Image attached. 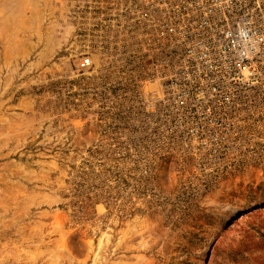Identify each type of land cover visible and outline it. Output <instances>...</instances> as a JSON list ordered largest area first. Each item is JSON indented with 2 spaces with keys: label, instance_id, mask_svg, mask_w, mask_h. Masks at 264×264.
<instances>
[{
  "label": "rangeland",
  "instance_id": "1",
  "mask_svg": "<svg viewBox=\"0 0 264 264\" xmlns=\"http://www.w3.org/2000/svg\"><path fill=\"white\" fill-rule=\"evenodd\" d=\"M131 4L0 0V264H264V109H163Z\"/></svg>",
  "mask_w": 264,
  "mask_h": 264
},
{
  "label": "built area",
  "instance_id": "2",
  "mask_svg": "<svg viewBox=\"0 0 264 264\" xmlns=\"http://www.w3.org/2000/svg\"><path fill=\"white\" fill-rule=\"evenodd\" d=\"M131 7L143 16L146 47L158 54L163 109L240 112L244 123L264 109V0H143L142 13L133 0Z\"/></svg>",
  "mask_w": 264,
  "mask_h": 264
}]
</instances>
